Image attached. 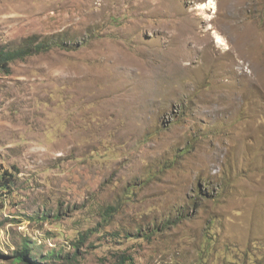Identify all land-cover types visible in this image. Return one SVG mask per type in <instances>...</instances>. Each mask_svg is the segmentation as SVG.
<instances>
[{"label":"rangeland","instance_id":"obj_1","mask_svg":"<svg viewBox=\"0 0 264 264\" xmlns=\"http://www.w3.org/2000/svg\"><path fill=\"white\" fill-rule=\"evenodd\" d=\"M33 34L60 42L0 71V264H264V0H0V46Z\"/></svg>","mask_w":264,"mask_h":264},{"label":"trees","instance_id":"obj_2","mask_svg":"<svg viewBox=\"0 0 264 264\" xmlns=\"http://www.w3.org/2000/svg\"><path fill=\"white\" fill-rule=\"evenodd\" d=\"M59 42L60 38L48 42L47 38H40L38 35L33 34L32 36H28L19 42L15 48H11L10 45L0 46V71H3L5 74H7L10 71L9 63L11 61L22 59L27 55L47 51L50 49L52 44L54 45ZM12 177V172H9L7 168L2 167V170H0V188L9 189L13 180ZM51 255L60 258L63 257L66 258V260H68L70 257L68 254L63 255L60 252ZM33 257L35 256L31 255V247L25 242L22 249L19 252H16V255H14L12 261L15 264H21L22 262L26 264H38V262L35 261ZM121 262V264H131L132 259H122Z\"/></svg>","mask_w":264,"mask_h":264},{"label":"bare ground","instance_id":"obj_3","mask_svg":"<svg viewBox=\"0 0 264 264\" xmlns=\"http://www.w3.org/2000/svg\"><path fill=\"white\" fill-rule=\"evenodd\" d=\"M181 28H183V27H181ZM184 29V28H183ZM174 35V33L172 32L171 33V36H173ZM176 35H179V32L176 34ZM176 35H174V36H176ZM221 45V44H220Z\"/></svg>","mask_w":264,"mask_h":264}]
</instances>
